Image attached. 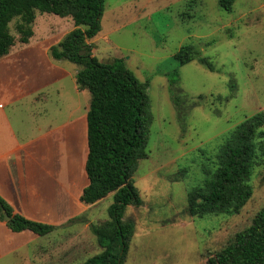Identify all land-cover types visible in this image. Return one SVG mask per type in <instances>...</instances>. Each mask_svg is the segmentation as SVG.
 <instances>
[{"label":"rangeland","instance_id":"374dc122","mask_svg":"<svg viewBox=\"0 0 264 264\" xmlns=\"http://www.w3.org/2000/svg\"><path fill=\"white\" fill-rule=\"evenodd\" d=\"M103 2L100 31L88 40L92 53L102 62L123 58L135 77L147 82L152 113L146 156L132 176L142 202L126 206L123 215L134 224L123 264H205L207 251L225 245L264 206L263 159L251 176L252 195L237 213L197 217L186 212L187 192L205 178L204 158L212 157L229 129L264 108V0H234L230 11L220 8L217 0ZM18 22V16L9 22L16 37ZM33 24L44 45L61 39L73 27L69 16L39 11ZM185 43L198 46L216 70L196 60L179 65L173 54ZM54 60L72 76L80 69L65 59ZM173 69L179 75L173 84L176 95L190 100L205 96L202 104L186 110L183 121L176 116L168 88ZM33 83L40 86L45 81L36 77ZM67 86L68 80L45 83L38 90L44 99L29 112H20V117L29 119L26 124L31 127L46 126L67 117L70 109V115L82 112L83 105L86 111L89 92L84 89L79 100L70 99L69 106ZM112 201L110 193L84 210L79 221L52 229L49 236L57 242L69 235V264H79L101 250L89 224L107 220ZM14 245L0 244V264L19 262L10 252Z\"/></svg>","mask_w":264,"mask_h":264},{"label":"trees","instance_id":"16d2710c","mask_svg":"<svg viewBox=\"0 0 264 264\" xmlns=\"http://www.w3.org/2000/svg\"><path fill=\"white\" fill-rule=\"evenodd\" d=\"M233 3L234 0H217L225 11H230ZM103 9V0H0V56L16 40L28 41L38 11L69 16L73 22V27L49 47V53L54 59L80 66L75 74L76 85L90 94L84 162L88 183L81 191L80 200L92 204L110 193L113 197L107 220L98 225L89 224L101 250L79 264H123L134 229L131 219H123L124 210L128 205L139 206L142 202L132 176L138 161L146 156L152 123L147 82L138 80L123 58L102 62L92 53L88 40L100 31ZM17 16L20 22L16 24L18 36L15 37L9 31V22ZM173 58L179 65L196 60L207 69L216 70L192 43L182 44ZM178 80L177 69L168 73L176 116L183 121L186 110L202 104L205 96L200 94L190 100L176 95L173 84ZM215 98L227 100L220 95ZM204 159L207 160L202 167L205 178L201 185L187 192L186 212L197 217L237 213L251 197L253 170L264 159V108L229 129L212 157ZM1 208L9 216L5 223L12 231L28 229L44 235L54 228L13 212L0 197ZM205 258V264H264V206L255 212L249 225L237 231L221 248L207 251Z\"/></svg>","mask_w":264,"mask_h":264},{"label":"crops","instance_id":"0c3cea01","mask_svg":"<svg viewBox=\"0 0 264 264\" xmlns=\"http://www.w3.org/2000/svg\"><path fill=\"white\" fill-rule=\"evenodd\" d=\"M33 26L32 23L27 42L16 40L0 56V197L15 213L64 228L79 221L76 218L84 210L100 201L85 204L80 200L88 183L84 173L88 106L83 111V105L82 112L76 115H70V109L67 117L46 126L31 127L26 124L29 119L20 117V112H29L44 99V93L38 90L45 83L68 80V105L70 99L79 100L84 90L76 85L75 75L60 68L49 56V47L60 39L40 44L43 38L36 36ZM36 77L45 83L37 86L33 83ZM1 209L0 244L15 243L10 252L19 260L17 264H69V235L57 242L49 236L54 229L44 235L28 229L12 231Z\"/></svg>","mask_w":264,"mask_h":264},{"label":"water","instance_id":"95a60500","mask_svg":"<svg viewBox=\"0 0 264 264\" xmlns=\"http://www.w3.org/2000/svg\"><path fill=\"white\" fill-rule=\"evenodd\" d=\"M1 213H2L3 219L5 220L9 219V216L4 208L1 209Z\"/></svg>","mask_w":264,"mask_h":264}]
</instances>
